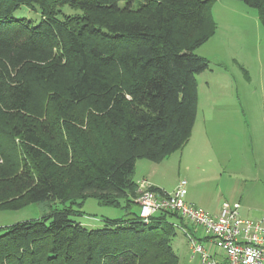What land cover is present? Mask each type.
I'll use <instances>...</instances> for the list:
<instances>
[{
  "label": "trees",
  "instance_id": "obj_1",
  "mask_svg": "<svg viewBox=\"0 0 264 264\" xmlns=\"http://www.w3.org/2000/svg\"><path fill=\"white\" fill-rule=\"evenodd\" d=\"M215 1L0 0V211L58 204L0 232V264H178L181 219L143 223L133 173L189 141ZM240 1L264 28V0ZM37 87L53 121L36 119ZM88 198L125 212L88 228L76 219Z\"/></svg>",
  "mask_w": 264,
  "mask_h": 264
},
{
  "label": "rangeland",
  "instance_id": "obj_2",
  "mask_svg": "<svg viewBox=\"0 0 264 264\" xmlns=\"http://www.w3.org/2000/svg\"><path fill=\"white\" fill-rule=\"evenodd\" d=\"M74 12L62 7L59 15ZM211 13L215 32L195 50L208 60V68L196 75L193 138L184 151L181 148L168 155L155 177L166 185V192L185 180V199L199 201L200 207L209 209V205L239 199L242 216L257 218L264 209V28L257 10L240 0H217ZM18 14L33 20L39 17L36 10L28 8ZM34 96V114L39 111L44 115L36 119L53 121L55 106L45 92L37 87ZM80 107L83 111L88 108L86 104ZM141 161L137 160L134 179L145 171L141 163H153ZM57 205L41 202L1 210L0 232L16 222L40 218ZM82 210L84 215L76 219L88 228L100 227L104 217L123 214V209L102 205L93 198L85 200ZM175 235L173 244L183 241L179 230ZM188 258L189 250L186 253L182 248L180 264H186ZM191 261L200 264L197 259Z\"/></svg>",
  "mask_w": 264,
  "mask_h": 264
},
{
  "label": "built area",
  "instance_id": "obj_3",
  "mask_svg": "<svg viewBox=\"0 0 264 264\" xmlns=\"http://www.w3.org/2000/svg\"><path fill=\"white\" fill-rule=\"evenodd\" d=\"M186 181L163 194L151 190L148 181L137 182L140 220L148 224L160 212L175 213L181 222L176 230L185 237L190 259L200 264H264V211L259 218L244 217L239 200L224 201L216 213L193 205L185 199ZM209 238L206 246L198 235Z\"/></svg>",
  "mask_w": 264,
  "mask_h": 264
},
{
  "label": "crops",
  "instance_id": "obj_4",
  "mask_svg": "<svg viewBox=\"0 0 264 264\" xmlns=\"http://www.w3.org/2000/svg\"><path fill=\"white\" fill-rule=\"evenodd\" d=\"M216 1H217V0H216ZM216 1H215V2H216ZM195 124H196V122H194V125H193V128H192V132H191V136H190V138H189V141H188V142L185 144V146L181 149V150H183V151H184V149H185L186 147H189V144H190V142H191V140H192V138H193ZM168 158H169V157L167 156V157H166L165 159H163L161 162H159V163H151L150 165H146V163H141V164H142L141 166L145 167V171H143V172L141 173L140 177L137 178V179H134V173H133V179H134V181L137 183L138 181L144 179V180H146V181L149 182V184L151 185V187H155V188H158V189H160V190L166 192V190H167L168 188L166 187V185H165L161 180H159V179H157V178L155 177V173L157 172L156 169H157V168H161V167L163 166V164H164V163H163L164 160H167ZM140 162H142V161L140 160ZM137 164H138V162L136 161L134 172H135V170H136ZM186 200H187V202H189V203H191V204H193V205H196V206H198L197 204H200L199 201H195L194 199H191V198H187ZM236 200H239V199H236ZM239 201H240V200H239ZM240 204H241V203H240ZM220 205H221V204H220ZM220 205H209V206H208L209 209H206V208H204V209L208 210L209 212L216 213V212L219 210ZM198 207H200V206H198ZM202 208H203V207H202ZM241 209H242V205H241ZM134 211H137V206L135 207V210H134ZM263 211H264V209L261 210V211H259V214H258V217H257V218H259V217L262 215ZM123 214H124V210H123ZM123 214H122V215H123ZM107 218H109V217H107ZM80 222H81V221H80ZM81 223H82V222H81ZM82 224L85 225V226L88 225V224H86V223H82ZM175 236H176V235H175ZM175 236H174V237H175ZM174 237L171 239V247H172L173 251L176 253V255L178 256V264H180V259H179L180 251L182 252V248H185V249H186V253H187V251H188V249H187V248H188V245H187L186 240L184 239V237H182V238H183V241L181 240L179 243H178V242H175V243L173 244V243H172V240L174 239ZM198 238H199L200 241H201L202 243H204L206 246L209 245V238H208L207 236H204V235H200V234H199V235H198ZM173 245H174V246H173ZM183 246H185V247H183ZM185 256H186V255H185ZM193 262H194V261H191V259L188 258L186 264H193Z\"/></svg>",
  "mask_w": 264,
  "mask_h": 264
}]
</instances>
